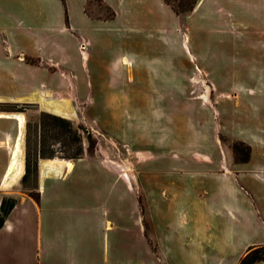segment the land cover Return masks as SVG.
Returning a JSON list of instances; mask_svg holds the SVG:
<instances>
[{
    "label": "rangeland",
    "instance_id": "rangeland-1",
    "mask_svg": "<svg viewBox=\"0 0 264 264\" xmlns=\"http://www.w3.org/2000/svg\"><path fill=\"white\" fill-rule=\"evenodd\" d=\"M110 1L115 12L118 0ZM193 1L170 0L179 9L189 8ZM146 2L148 10L133 7L126 16L120 15L109 23L103 18L88 23L77 16L76 0H31L30 23L37 14L39 19L36 25H19L29 26L30 37L21 43L31 52L23 63L29 68H22L16 61L13 77L0 72V92L9 89L15 95L25 93V101H31L35 93L30 92L43 84L46 89L68 92L74 109L73 116L68 117L39 110L32 103L0 105V113L7 117L14 118L12 114L16 113L24 116L21 150L28 172L21 184H33L35 159L75 161L73 170L64 177L70 184L64 189L76 201L93 205L99 203L94 197L95 185L118 180L121 175L132 184L125 204L121 199L127 226L135 229L131 199L136 196L143 202V229L149 241L152 229L150 211H146L150 208L145 200L149 204L151 199L156 201L153 241L158 254L152 264H228L236 253L218 249L216 227L229 222L237 210L215 212L211 200L216 198L212 194L214 186L222 184L231 191L230 182L219 174L205 176L204 168L215 170L217 163L205 165L197 157L206 153L216 161L222 155L216 139L219 135L234 163H245L250 158L249 144L230 138L228 131H249L264 123V102L259 100L257 105L262 109L255 116L251 109L253 97L246 93L247 88L264 91V12L242 11L230 0H205L200 10L175 16L159 10L154 0ZM103 15L110 16L107 11ZM79 33H84L92 44L80 40L79 45L83 42L84 46L77 51L72 45ZM0 38H4V53H8V39ZM59 44L67 48V60L51 63L59 60ZM38 46L41 57L33 53ZM122 57L127 61L121 62ZM237 88L241 92L238 104L218 92H234ZM54 98L59 99L56 95ZM239 142L248 147L245 161L239 160L243 152L234 149ZM79 151L82 155L76 158ZM3 155L6 162L8 156ZM93 156L111 168L109 179L102 163L87 159ZM253 161L264 167V143H260ZM260 175L264 178V172ZM247 179L253 186L243 183L244 186L256 198L264 196L261 180L251 176ZM31 194L35 197L34 192ZM235 198L238 211L247 214V194L239 190ZM125 236L121 247L128 252L126 263L146 262L147 255L136 239L130 233ZM253 239L264 240V229L257 228ZM103 243V236L101 240L95 236L97 252ZM251 250L264 252V244Z\"/></svg>",
    "mask_w": 264,
    "mask_h": 264
},
{
    "label": "crops",
    "instance_id": "crops-1",
    "mask_svg": "<svg viewBox=\"0 0 264 264\" xmlns=\"http://www.w3.org/2000/svg\"><path fill=\"white\" fill-rule=\"evenodd\" d=\"M230 1L242 11L256 14L262 9L264 12V0ZM154 3L159 10L167 15L170 11L175 16H182L205 7L203 6L205 0H195L189 11L176 14L164 0H154ZM61 4L63 3L61 2ZM147 4L146 0H118V8H114V12L112 6H115L110 0H76V11L78 13L77 16L82 21L92 23L93 20L101 21L103 18L104 22L107 20L109 23L120 15L126 16L127 12L133 7H138L142 11L143 8L148 10L149 4ZM30 6L31 0H0V37L8 39L6 40L8 53H4L1 43L4 38H0V72L7 77L9 75L13 77L16 61L22 64V68H29L23 63L25 57L28 54L31 55V52H27L25 45H22V39L30 37L29 26L20 28L19 25H25L26 23L27 25H36L35 22H37L39 16L37 14L36 18H33V23H30ZM138 8L137 10H139ZM106 11L109 12V18L107 16L103 17V13ZM57 16L58 14L55 17ZM1 33L3 34L1 35ZM78 37L74 39L75 42L72 45L75 50L78 51L80 40L91 46L92 41L84 33H79ZM33 53L37 55L36 57L38 55L43 56L39 46L37 52ZM56 53L60 56L59 62L53 60L51 63H63L67 60L66 56L68 53L64 45L59 44L56 47ZM47 56L48 59H51L49 55ZM89 59L90 55L88 54L87 61ZM123 61H127L125 57L121 58V62ZM85 69L89 75L87 65ZM71 84L74 93H76L77 87L72 80ZM41 85L42 87L38 88V90L30 92L35 93L31 101H25L27 96L25 93L15 95L13 91L9 92V89H7V92H0V103H32L39 110L54 112L55 114H66L68 117H72L74 108L68 92L58 89H46L43 84ZM65 85L67 86V83ZM218 92L229 95L233 104L240 102L241 92L239 88L234 92L229 90H220ZM246 93L253 97L254 103L251 109L253 114L258 116L260 114L259 110L262 108H259L257 104L260 101L264 102L263 89L260 91L247 88ZM55 95L59 98L58 100L54 98ZM231 122L230 124H233ZM4 127L7 128L5 129ZM23 128L24 123L20 129L21 137ZM17 133L18 127L15 119L7 117V114L0 113V203L6 197L13 200V206L4 216L0 226V264H127L128 252L121 247V242L125 240L127 233H130L132 238L136 239L140 250L147 255L146 262L140 261L139 264H152V258H157L158 254V249L153 241V220L157 211L154 199H151V204L145 200L146 205L150 208V210L146 211L147 214L150 211L152 229L149 241L143 229V209L140 208L143 202L136 196L131 199L134 206L133 225L135 229L133 230L127 226L126 209L121 205V199L125 204L126 196L132 188V184L127 182L121 175H119L118 180L102 181L96 184L94 197L98 198L97 201L99 203L88 205V201L80 200L78 202L71 192L64 189L70 185L64 177L67 176L69 171L73 170L75 161L57 158L38 159L36 170L34 171L33 184L26 187L22 186L21 179L25 173V160L21 150L19 157L21 162L20 170L11 178L8 177L6 182L4 177L9 164L12 144ZM228 136L249 144L251 151L247 162L234 163L230 151L227 150L228 153H226L223 149L219 135L216 136V139L222 149V155L216 161L206 153H200L197 158L205 165L211 166L217 163L215 164L217 165L215 170L209 169L207 166L206 168L209 170L204 168L203 174L205 176L219 174L220 177L226 178L230 182L228 186H230L231 191H229L227 186L224 187L220 184L217 188L214 186L212 193L213 198H217L214 201L211 200V202L215 203V212L220 213L222 209L230 210L231 212L233 209L237 210L236 212L233 211L235 214H231L229 222L227 221L225 225L222 223L219 228L216 227L215 237L217 240L220 239V243L217 244V241L215 242L216 246L218 245V249L235 251L234 259L228 264H239L241 258L249 249L264 244V240L253 239L257 228L264 229V196L256 198V194H252L243 184L246 183L252 188L253 185L249 184L247 176L260 179L264 184V178L260 175L264 172V167L262 168L253 161L260 143H264V123L262 124L261 122L259 126L256 124L254 129L249 131L243 128H238V130L231 128L228 131ZM1 154L8 156L6 162H4V155L2 156ZM82 158L84 159L85 157ZM87 159L102 163L104 175L108 179L112 176L111 168L104 164L103 161L98 160L96 156ZM50 160L54 163H52L53 166L48 167L47 164ZM210 189H213L212 183H210ZM239 190H242L248 196L247 214H242V211H238L235 193H238ZM138 191L140 190L138 189ZM32 192H34L35 197L32 196ZM259 199L263 203L262 206H259ZM95 236H98L100 240L103 236L104 243L100 252L96 251ZM148 242L151 243L150 246ZM203 264L223 263L206 261ZM252 264H264V262L255 261Z\"/></svg>",
    "mask_w": 264,
    "mask_h": 264
},
{
    "label": "trees",
    "instance_id": "trees-1",
    "mask_svg": "<svg viewBox=\"0 0 264 264\" xmlns=\"http://www.w3.org/2000/svg\"><path fill=\"white\" fill-rule=\"evenodd\" d=\"M164 1L173 9V11L176 14L184 13V12L189 11L192 8L193 4H194V1H193L189 8L179 9L174 3L170 2V0H164ZM1 104L2 103H0V105ZM3 104H14L15 105L17 103H3ZM55 118H57L61 122H68L65 118H62V117L55 116ZM234 149L236 151L243 152V156L239 158L240 161L247 160L248 154H249L248 147H246V146L244 147L242 142H239V143H236L234 145ZM81 155H82V151H79V153L77 154L76 158H80ZM36 165H37V159H35V162H34V166H33L34 171L36 170ZM27 172H28V165H27V159H25V173H24L22 178H24L26 176ZM12 206H13V200L12 199H9L8 201H6L5 199H2V201L0 203V226H1L2 222H3L4 216L12 208ZM251 252H252L251 249H249L247 251V253L242 257V259L240 261V264H243L247 259H249L251 257L255 258L254 262L255 261H263L264 262V252H254V253H251Z\"/></svg>",
    "mask_w": 264,
    "mask_h": 264
},
{
    "label": "bare ground",
    "instance_id": "bare-ground-1",
    "mask_svg": "<svg viewBox=\"0 0 264 264\" xmlns=\"http://www.w3.org/2000/svg\"><path fill=\"white\" fill-rule=\"evenodd\" d=\"M12 115L15 118V121L17 123L18 133L13 141L11 152H10L9 164H8L7 171L4 177V179H6L5 180L6 182H7L8 177L11 178L12 176H14V174H16L20 170V166H21V162L19 158L21 154V145H22L20 142L21 140L20 129L24 123V116L21 113H16ZM51 160L47 164L48 167L53 166L52 163L54 162H51Z\"/></svg>",
    "mask_w": 264,
    "mask_h": 264
},
{
    "label": "water",
    "instance_id": "water-1",
    "mask_svg": "<svg viewBox=\"0 0 264 264\" xmlns=\"http://www.w3.org/2000/svg\"><path fill=\"white\" fill-rule=\"evenodd\" d=\"M255 258L251 257L249 259H247L243 264H252L254 262Z\"/></svg>",
    "mask_w": 264,
    "mask_h": 264
},
{
    "label": "built area",
    "instance_id": "built-area-1",
    "mask_svg": "<svg viewBox=\"0 0 264 264\" xmlns=\"http://www.w3.org/2000/svg\"><path fill=\"white\" fill-rule=\"evenodd\" d=\"M79 46L82 48V47L84 46V43H83V42H81Z\"/></svg>",
    "mask_w": 264,
    "mask_h": 264
}]
</instances>
